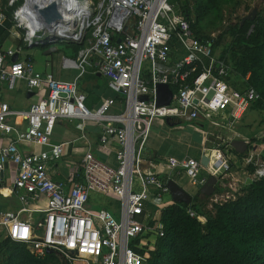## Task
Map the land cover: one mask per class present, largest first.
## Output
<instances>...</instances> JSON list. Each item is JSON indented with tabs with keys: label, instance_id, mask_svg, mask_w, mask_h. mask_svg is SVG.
Segmentation results:
<instances>
[{
	"label": "built area",
	"instance_id": "2783aa9c",
	"mask_svg": "<svg viewBox=\"0 0 264 264\" xmlns=\"http://www.w3.org/2000/svg\"><path fill=\"white\" fill-rule=\"evenodd\" d=\"M19 1L8 0V5ZM77 1L82 12L62 10L65 20L57 31L63 40L87 46L77 58H63L64 67L79 70L74 79L62 80L35 68L28 48L36 46L44 30L29 0L13 11L12 46L4 48L0 41V83L13 89L24 81L26 92L33 93L26 110L13 109L0 99V237L24 243L38 257L53 252L62 264H149L158 237L165 234L161 211L174 202L166 199L171 195L170 179L185 172L193 185L202 187L215 176L219 190L212 195L229 193L235 157L253 167L252 180L264 177V146L252 150L250 143V149L237 156L232 155L231 143L244 140L237 127L261 94L246 84L248 75L242 88L231 85L234 70L215 47L217 37L198 34L176 1ZM7 20V9L0 8V27ZM89 67L106 78L114 93L93 107L87 106V94L80 88ZM160 83L172 91L169 104H158ZM13 118L25 121L26 127L13 123ZM160 118L192 122L203 131L204 123L213 126L217 142L203 153L208 165L190 156L148 159L147 141ZM59 119L81 131L97 126L102 148L116 139L117 163L87 151L80 171L66 182L54 180L50 163L63 155L66 146L52 140ZM8 170H13L9 188L3 186ZM91 192L118 199L120 218L105 207L89 208ZM13 195L19 206L7 209L5 199ZM43 200V206L31 207ZM34 212L42 216L34 219ZM188 212L198 217L194 210Z\"/></svg>",
	"mask_w": 264,
	"mask_h": 264
},
{
	"label": "trees",
	"instance_id": "16d2710c",
	"mask_svg": "<svg viewBox=\"0 0 264 264\" xmlns=\"http://www.w3.org/2000/svg\"><path fill=\"white\" fill-rule=\"evenodd\" d=\"M172 1L178 3L197 33L206 35L197 26L214 0ZM14 8L7 11L6 26L0 27L1 42L10 36ZM215 47H222L221 54L231 63L234 74L241 78L248 75L246 84L261 94L253 108L264 111V14L258 13L255 19L229 26L217 37ZM89 72L98 74L91 67ZM97 99L98 96L89 93L87 106ZM243 190V195L220 205L216 216L208 215L206 221L202 203L196 198L189 205L175 201L167 205L160 215L165 234L158 237L149 264H264V177L249 182ZM188 209L197 212L198 217L191 216ZM2 247L8 255L4 264L57 261L53 252L38 257L24 243L10 237L3 238L0 250Z\"/></svg>",
	"mask_w": 264,
	"mask_h": 264
},
{
	"label": "rangeland",
	"instance_id": "374dc122",
	"mask_svg": "<svg viewBox=\"0 0 264 264\" xmlns=\"http://www.w3.org/2000/svg\"><path fill=\"white\" fill-rule=\"evenodd\" d=\"M94 2H98L99 0H93ZM24 4V0H20L18 4H16L14 12L21 7ZM0 8L2 9H7L9 11L10 6L7 3V0H0ZM254 9H256V15L254 19L256 18L258 13L264 14V0H214L210 8L208 9V13L205 18H202L197 26L198 29H200L204 34L206 35H214L215 37H219L220 34H222L229 26L234 25L235 23H238L242 20V18L248 14H250ZM12 13V15L14 14ZM253 26L251 27L250 31H252ZM131 33L133 31L131 30ZM9 43L6 42L5 44L7 45ZM59 50L56 52H53L51 54H45L44 48L41 47H32L28 48L29 53H33V60L35 62V65L38 66V68L41 69V65L43 61L46 62V60L51 63L50 69L53 66L56 68L58 65L62 67V60L64 56L68 57H75V47L68 44L67 42H63L59 44ZM81 51H84L87 46L82 44L81 46ZM222 47L218 48V51L221 52ZM144 66L146 68L147 61L144 62ZM61 70V68H60ZM74 74H77L79 72L78 69L72 70ZM88 71L85 73L87 74ZM87 77V76H86ZM104 77V76H103ZM87 78L84 79V81ZM106 78H100V84L102 87H95V94H97L100 99L99 101L109 95H114V93L108 89V87L105 85L106 84ZM87 82V80H86ZM230 83L233 87L235 88H242L244 86V81L243 77H239L237 74H233L232 77L230 78ZM104 84V85H103ZM26 90L24 87H19L16 85V88L12 93H16L18 95V104L19 98L24 97ZM98 101V102H99ZM65 119H59V123L62 126V128H56L57 132L55 133L54 137L57 135L59 137L60 132L62 131L63 128H70V125L63 121ZM67 121V120H66ZM245 123L242 124V128L244 130H248L249 135L251 136H256L260 132L261 135H258L259 139V144L261 147L264 146V111L255 109L253 106H251L247 112L246 118H245ZM244 126V127H243ZM175 130L173 132L175 135L178 137L174 139L173 137L171 139H166L168 134H170V127L166 123V119L160 118L156 119L153 123L152 126V132L150 134V137L147 141V147L151 148L153 147L154 144L157 142L159 145L163 142V152L164 156H169L172 154H175V156L178 157H195L197 159H201V151H202V143H201V137L198 132L195 131V126L193 125L192 122H187V121H181L177 124L174 125ZM173 127H171L172 129ZM202 128L207 132V139H208V144L211 142V144H215L214 142L211 141L212 138L215 137L216 141V133L215 128L211 126L209 123H204V126ZM211 130V132H210ZM63 132V131H62ZM222 132L226 135H228L229 132L226 130H222ZM166 140V141H164ZM175 142V143H174ZM168 143L169 145H167ZM210 144V145H211ZM162 151V149H161ZM262 156L264 159V150H262ZM77 155H80L81 153L78 151L76 153ZM100 158L102 160L107 161V158L103 155H100ZM66 162H62L63 165H65L64 168L71 169L72 170H77L78 165L77 161L78 159L76 157L72 158H64ZM233 164L232 166H235L234 170V175H231L233 179H229L230 186L229 190L230 192H217V196L215 195H210V196H204L203 194L200 193V186H195L192 184V180L190 176L187 173H182L181 175H178L176 178V182L179 183L185 190H187L194 198L197 199L200 203H202V208L205 212V215L203 216L204 220L206 221L207 216H216L218 207L222 205L223 203L231 200H236L239 196L243 195L245 191L243 190L244 186L247 185L249 182L253 181L250 178V175L253 174V171L251 167H246L245 164L241 163L240 159L238 160L237 158H233ZM239 162V163H238ZM65 163V164H64ZM232 174V172H231ZM11 184V182H9ZM219 184L217 185V187ZM91 199L87 202V206L92 209H97L101 208L102 204H106L109 201L113 200L114 197L112 195H103V194H98L96 192H91L90 194ZM171 196H169L170 198ZM114 202V201H113ZM112 204V202H110ZM115 205V212L113 215L116 218H120V204L119 202H114ZM7 209H14L13 206H6ZM112 212L113 209H111ZM197 213V212H195ZM4 237H0V244L3 241ZM19 243V242H17ZM21 244V243H20ZM156 247V246H155ZM8 258L7 252L5 250V247H2L0 250V264H4ZM57 258V257H56ZM54 264H62L61 261L57 258V261Z\"/></svg>",
	"mask_w": 264,
	"mask_h": 264
},
{
	"label": "crops",
	"instance_id": "0c3cea01",
	"mask_svg": "<svg viewBox=\"0 0 264 264\" xmlns=\"http://www.w3.org/2000/svg\"><path fill=\"white\" fill-rule=\"evenodd\" d=\"M8 41H9V43L6 45L5 43L8 42ZM67 43L72 45V46H74L75 49H76L75 57H70V58H77L78 54L81 52V47L80 46L82 44H77V43H74L72 41H68ZM12 44H13V42H12V40L10 38H8L6 41L3 42L4 48L12 46ZM34 47H39V46H34ZM41 48L46 49L45 47H41ZM32 49H34V48L32 47ZM29 54L31 56H33L32 52L29 53ZM45 54H48V53H45ZM64 57H68V56H64ZM61 64H62V67H60V65H58L56 68L52 64V68L50 69L51 63H49V61L46 60V62L43 61L42 65H41V69H40V68H38V66L35 65V62H34L35 68L38 71H41V72H53L57 76V78L62 79V80H72L76 76H78L79 72L77 74H74L73 72H71L72 70H76V68H74V67L73 68L72 67H69V68L68 67H64L63 60H62ZM60 68H61V70H60ZM85 78H87L86 79L87 82H86V80L84 81ZM100 78H104V77L101 74H99V73L97 75H95V74H93L91 72H88L87 74H85L80 79V88L87 95L89 93H94L95 92V87H100V86L102 87V85L100 84V81H99ZM16 85H18L19 87H22V88L24 87V89L26 90V85H25L24 81H18L16 83ZM105 85L107 86V83ZM15 88H16V86H15ZM15 88L10 89L9 86L6 83H0V99L4 100V101H8L13 109H16V110H26V109H28V107L30 105L28 92H25V95H24L23 98L22 97L19 98V102L20 103L18 104V95L16 93H12V91H14ZM95 95L98 96L97 94H95ZM99 99H100V97L98 96L97 101L92 103V105L89 106V107H93L94 105H96V103H98ZM245 118H246V116H245ZM245 118L238 125L237 130L243 135L244 140H245V138L247 139L246 141L248 143V147H249L248 149H250V147H251L250 143H251L252 144V148H251L252 150H259V148H260L259 145L260 144H259V140L257 141V139H259L258 135H261L262 132H260L256 136L249 135L248 130H244L242 128V124L245 123V121H244ZM63 121L67 122L70 125V128H63L62 129L63 132L62 131L60 132L61 134H59V137L57 135L54 137L55 133L58 130V129L56 130V128H59V127L62 128V126L60 125V123L58 121L57 125H56V128H55V131H54V133L52 135V140H53L54 143H61V142L66 143L63 155L59 159L54 160V161H52L50 163L51 167L49 169V172H50V174H51V176H52V178L54 180L66 182L68 180V177L71 176L75 172V170H72V168L71 169L64 168L65 165L62 164V162H66V160L64 158L76 157L78 159V161H77L78 169L77 170L80 171L81 170V161H82V159H83V157H84V155H85V153L87 151H92L98 158H100V155L105 156L107 158V161L110 164H112V165H115L117 163L116 162V158H115V152H116L117 149L120 148V144L116 141V139H112L111 140L110 146L108 148H102V145H101V143L99 141L100 130H99V128L97 126H94V125L93 126H89L88 125L86 131H81V130L77 129V127H76V125L74 123H71V122L66 121V120H63ZM12 122L17 124L21 128H25L26 127L25 121H23L20 118L19 119H14L13 118ZM166 123L170 127V130H172V131H170V134H168L166 139H171L172 137L174 139H176L178 136L175 135L173 130H175L174 125L177 124V123L171 122L170 120L168 122L167 119H166ZM171 127H173V128L171 129ZM195 131L200 134L201 143H202L201 154L204 155L203 154L204 150H205L206 147H208L207 144L209 142L208 139H207V131H203L202 129L197 128V127H195ZM151 132H152V129H151ZM58 133H59V131L57 132V134ZM3 138L5 139V141L9 140V139H7V137H3ZM164 141H166V140H164ZM211 141L214 142L215 144L217 142V140L215 141V137L212 138ZM166 144L169 145L168 143H166ZM210 144H211V142L209 143V146L215 145V144H211V145ZM254 144H256L258 146L254 145ZM163 146H164L163 142L161 143V145H159V143L157 142L156 144L153 145V147H151V148L147 147V149L145 151V156L148 159H157V160L166 159L169 156H175V154H172V153H170L171 155H169V156H164L166 154H164V152H163ZM161 149H162V151H161ZM78 151L81 153L80 155L76 154ZM246 152L247 151H245L244 153H238V152L234 151V153L232 155H237V156L240 155L241 156V155L245 154ZM176 157H178V156H176ZM178 158H182V157H178ZM103 161H105V160H103ZM234 170H236L235 166H233L232 169H231V172H232V174L230 172L231 175H234ZM12 173H13V170L6 171V173H5V183H4L3 186H7L9 188V186H10L9 182L12 181V177L10 176ZM2 176H3V174L0 173V178ZM176 179L177 178H175V181H176ZM231 179H233V177H231ZM216 187H217V184H216ZM3 192L4 193H9V190L3 189ZM199 194H201V193H199ZM169 196H171V195H167L166 199L168 201L169 200L172 201L173 200L172 196L170 198H169ZM3 201H4V199H3ZM113 201L114 202H119V204H120V201L118 199L114 198L113 200L109 201L108 203L102 204V206H100V207H105V208L109 209L110 211H111V209H113L114 212H112V211L111 212L112 213H116L115 212L116 210L114 208L116 204H114ZM5 202L7 203V206H9V207L13 206L14 209H17L18 206H19V201H18L17 197H15L14 195L11 198L5 199ZM110 202H112V204ZM43 205H44V200L41 202V204H31V207L35 208V207L43 206ZM24 216H27V214H24ZM41 216H42L41 213H37V212L33 213L34 219H38Z\"/></svg>",
	"mask_w": 264,
	"mask_h": 264
},
{
	"label": "water",
	"instance_id": "95a60500",
	"mask_svg": "<svg viewBox=\"0 0 264 264\" xmlns=\"http://www.w3.org/2000/svg\"><path fill=\"white\" fill-rule=\"evenodd\" d=\"M28 3L36 13L37 20L41 24L44 34L36 46L45 47V53L51 54L59 50V44L66 42L63 36L59 35L57 31L60 26V22L65 20L62 10L70 12V8L67 6L63 9V0H29ZM256 15V9H254L250 14L242 18V23L248 19H253ZM18 55H14L13 61L17 60ZM33 93L28 92V97ZM172 98V91L166 84H158L157 86V100L158 104H169ZM169 122V119H167ZM232 145L236 152L244 153L248 150V143L243 139H233ZM201 162L204 165H208L209 158L204 154L201 157ZM218 182L217 177L211 176L208 181L201 187L200 193L206 196H210L216 192V184ZM168 187L171 192L173 201L178 203L191 204L193 197L185 190L179 183L174 179L168 181Z\"/></svg>",
	"mask_w": 264,
	"mask_h": 264
},
{
	"label": "bare ground",
	"instance_id": "6f19581e",
	"mask_svg": "<svg viewBox=\"0 0 264 264\" xmlns=\"http://www.w3.org/2000/svg\"><path fill=\"white\" fill-rule=\"evenodd\" d=\"M67 6L70 8L71 12H73L74 10H75L76 14H80L82 12L80 2H78L77 0H67V2H64V5H63L64 8L63 9H65V7H67ZM26 9H27V6H24L23 11H25ZM22 13L23 12L21 11L20 12L21 16H23ZM28 24L33 28V21L32 20H30V22H28Z\"/></svg>",
	"mask_w": 264,
	"mask_h": 264
}]
</instances>
